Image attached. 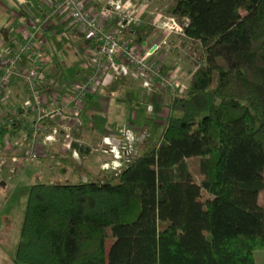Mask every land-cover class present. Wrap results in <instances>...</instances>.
Masks as SVG:
<instances>
[{"label": "trees", "instance_id": "16d2710c", "mask_svg": "<svg viewBox=\"0 0 264 264\" xmlns=\"http://www.w3.org/2000/svg\"><path fill=\"white\" fill-rule=\"evenodd\" d=\"M167 12L203 49L186 94L171 98L159 137L119 175L33 184L17 262L255 264L253 253L264 252V0H175ZM131 32L140 45L152 29ZM17 127H0V140ZM89 151L73 141L54 156L59 172L80 175L72 154ZM145 188L155 196L144 199Z\"/></svg>", "mask_w": 264, "mask_h": 264}, {"label": "built area", "instance_id": "2783aa9c", "mask_svg": "<svg viewBox=\"0 0 264 264\" xmlns=\"http://www.w3.org/2000/svg\"><path fill=\"white\" fill-rule=\"evenodd\" d=\"M91 5L86 6L82 0H57L53 4L54 13L65 16L84 41L87 64L80 79L68 81L59 76H47L46 57L40 39L43 27L32 26L22 33L16 48L0 53V101L6 100L15 78H21L27 90L22 105L6 112L0 123V127L11 130L20 109L32 115L28 130L18 140V147L25 145L24 149L21 147L23 159L35 161L38 158L36 147L45 131V122L54 124L51 133L45 137L46 141L54 140L57 129L69 130L74 122L79 125L87 98L94 95L107 79L111 82L133 79L147 93L170 98L186 94L187 88L177 76L179 69L166 70L161 63L158 44L131 43V31L140 27V22L133 16L130 5L114 0ZM170 21L175 26L174 21ZM166 28V25L161 27L163 30ZM146 111L152 113L153 106L148 105ZM149 139L148 131L136 134L126 125L106 127L98 148L109 158L100 164V170L119 175L139 156ZM73 158L78 159L76 153ZM86 181L87 178L83 177L82 182Z\"/></svg>", "mask_w": 264, "mask_h": 264}, {"label": "crops", "instance_id": "0c3cea01", "mask_svg": "<svg viewBox=\"0 0 264 264\" xmlns=\"http://www.w3.org/2000/svg\"><path fill=\"white\" fill-rule=\"evenodd\" d=\"M55 1L57 0H0V53L2 54L10 48H16L21 42L22 33L30 30L32 26L43 27L44 33L40 39L42 40L46 57L47 76L49 78H55L56 76L62 78L66 77L68 81H75L80 79L85 72L82 70L79 73L75 71V68H71V70L64 69L65 67L63 63L69 57L67 55L69 50L72 49L71 51L75 52L79 50L81 51L84 48V41L77 28L71 25L65 16L59 13H54L53 4ZM82 1L86 6L92 4L90 7L104 2L102 0ZM109 24L111 25V23ZM60 39H64L63 47L65 49V54L56 51L55 44ZM169 69H171V67L166 65V70ZM134 81V84L128 88H125L124 90L122 89L121 91L116 90L115 92L108 89L113 82L107 79L104 85L100 87L97 94L95 93V95H91L87 98L84 110L79 118V130L82 131L83 134H79L77 139L71 136L68 145L64 146L66 149H58L59 155L64 156L73 141L84 147L90 148L88 155L83 159L84 161L76 152H73V154H77V160L73 158L72 154V161L81 172L80 175L72 173L70 175L68 170L70 177L76 179L74 182L78 180L82 181L83 177L87 178V173H91L92 175L102 173L100 170V164L108 160L109 157L102 153L98 148V145L100 144L106 127L126 125L136 134L148 131L151 136H153L154 133L160 135L165 127L171 98L158 93L149 94L142 89L138 81ZM26 97L27 90L23 80L21 78L13 79L6 94V100L4 99L3 101H0V123H2L6 112L14 107H20ZM123 98L126 100L125 105L123 104ZM115 105H121L125 108L126 114L123 116L121 122L112 121L111 119L108 120L106 117L107 113H112L111 117L118 115L117 108L115 107L114 109ZM148 105L153 106L154 111L152 113H147L146 107ZM141 107H144L145 113L147 114V124L138 121V114H135L134 112L135 109ZM31 121L32 115L29 111L20 109L14 119V127L16 125L19 127L14 129L15 131L13 134L0 140V171L3 172L4 170L9 169V172H11L12 170L20 169V161L23 158L21 147L24 149L25 145H22L21 147L19 145L18 147V140L21 135L28 130ZM47 125H52V123L47 122L45 126ZM75 125L74 122L71 124V127L74 128ZM96 128L101 129V137L100 139H97L98 144L96 143L97 145L93 148L91 143L92 141H95V139L92 138V135ZM89 131L93 132V134L90 135ZM45 137L42 141L44 142L43 144H40L38 139V145L36 147L37 151L40 152L44 158L47 157V154H45L43 150L47 144L50 145L52 142L46 141ZM51 150H54V148H51ZM88 159H90V161H88ZM92 161L96 163L95 166L91 164Z\"/></svg>", "mask_w": 264, "mask_h": 264}, {"label": "rangeland", "instance_id": "374dc122", "mask_svg": "<svg viewBox=\"0 0 264 264\" xmlns=\"http://www.w3.org/2000/svg\"><path fill=\"white\" fill-rule=\"evenodd\" d=\"M102 1L106 2L109 0ZM114 1L130 5L131 10L134 12L133 16L140 22V26H151L152 32L146 43L149 45L158 44L160 46L158 53L161 55V63L171 67V69L174 67L178 68V79L187 88L191 75L202 60L203 49L200 43L189 40L184 36L183 28L187 23L185 20H177L168 14L167 11L174 4L175 0ZM170 20L174 21L175 26H173ZM162 25H166L167 28L165 30L161 29ZM179 29L181 31H178ZM71 50L67 52L69 57L63 63L64 69L71 70V68H75V71L79 73L82 70L85 72L87 64L86 50L83 48L81 51H75L76 53ZM99 89L96 90V94ZM123 101L125 105L126 100L124 98ZM115 107L117 108L118 115L111 117L112 113H107L106 117L108 120L121 122L123 116L126 114L125 108L121 105H115L114 109ZM134 112L138 114V121L147 124V114L144 107L135 109ZM53 126L54 124L46 126V130L39 137L40 144L44 143L42 142L44 137L51 132ZM66 126L70 127V125ZM68 129H57L54 140L50 145L47 144L43 150L47 154L46 158L37 151L38 158L35 161L23 159L20 161V169L14 171L10 169L12 170L11 172H9V169L3 172L0 171V264H22L16 261L15 251L19 241L23 211L30 187L36 182L72 183L76 180L70 177L69 172L61 174L59 172L61 165L57 160H54V156L59 154L58 149H66L64 146H67L70 142L73 128L70 127ZM79 134H83L82 131ZM92 136L95 141H92L91 146L95 148L98 144L97 139L101 137V129L96 128ZM158 137V133H154L153 136L150 135V139L152 140H156ZM51 148H54V150H51ZM94 163V161L91 162L93 166L96 165ZM192 171L196 174L197 166L192 165ZM154 188L156 190V187ZM154 196L153 188L144 189V199L153 198ZM108 247L109 244H107ZM253 256L255 264H264L263 251H255Z\"/></svg>", "mask_w": 264, "mask_h": 264}]
</instances>
